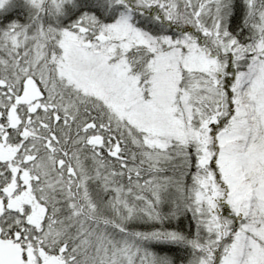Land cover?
<instances>
[{"label":"snow or ice","instance_id":"snow-or-ice-1","mask_svg":"<svg viewBox=\"0 0 264 264\" xmlns=\"http://www.w3.org/2000/svg\"><path fill=\"white\" fill-rule=\"evenodd\" d=\"M0 264H264V0H0Z\"/></svg>","mask_w":264,"mask_h":264}]
</instances>
